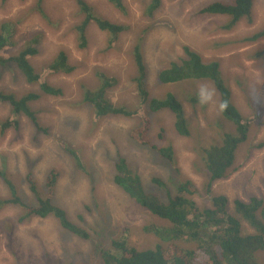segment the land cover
Instances as JSON below:
<instances>
[{
  "label": "rangeland",
  "instance_id": "obj_1",
  "mask_svg": "<svg viewBox=\"0 0 264 264\" xmlns=\"http://www.w3.org/2000/svg\"><path fill=\"white\" fill-rule=\"evenodd\" d=\"M85 1L96 15L129 27L110 50L108 35L95 24L87 28L86 48H78L73 26L79 23L80 13L73 0H45L44 17L33 10L36 0H0V29L4 25L12 27L13 44L1 56H13L26 44L37 43V54L30 58V64L41 82L62 90L60 97L42 96L31 105L47 133L35 130L25 117H12L10 108L0 103V121L15 119L19 123L17 131L0 133V171L6 172L21 201L28 205L35 204V196L27 177L31 176L44 196L47 174L58 172L54 204L65 210L75 224H85L90 236L88 240L64 237L51 218L33 217L18 224L20 210L5 207L0 210V264H49L48 259L94 264L93 260L90 262L91 257L95 258L94 247H107L111 239L122 234L138 250L152 248L157 240L143 227L155 220L113 183L117 156L124 158L148 192L156 193L162 201H166L168 192L174 194L176 185L183 180L198 187L193 198L199 206L208 205L213 196L225 197L229 209L235 200L264 198V39L253 44L242 41L264 28V0H253L252 23L244 19L231 30L225 28L227 18L199 12L210 3L230 4L232 0H160V7L151 18L144 14L143 1L122 0L125 14L108 0ZM141 34L145 39L148 92L154 97L166 92L174 94L190 123L189 138L175 133L171 113H151L138 99L130 79L135 71L132 46ZM185 47L200 54L204 63L219 62L224 81L232 91L233 104L250 124L249 138L237 154L234 169L213 182L209 193L204 192L205 174L197 164L193 147L218 143L226 131L218 95L211 83H196L193 94L197 93L198 99L192 103L184 99L187 87L182 85L181 94L177 85L165 86L158 80L164 63L180 62L185 57ZM60 51L74 68L69 75H52L46 70ZM258 53H262L259 58L255 56ZM98 71L117 79L109 91L112 101L136 110L140 120L151 119L149 146H139L129 138L130 130L139 123L137 117L108 116L94 128L92 109L77 105L82 100L81 84L94 85ZM0 91L17 95L39 92L38 86H28L12 67L0 68ZM161 147H171L173 161L162 157L157 150ZM67 149L79 153L88 175L74 169ZM152 178H158L164 187L155 186ZM7 195L0 180V196ZM8 226L13 232L11 239ZM254 261L264 264V249L256 253Z\"/></svg>",
  "mask_w": 264,
  "mask_h": 264
},
{
  "label": "trees",
  "instance_id": "obj_2",
  "mask_svg": "<svg viewBox=\"0 0 264 264\" xmlns=\"http://www.w3.org/2000/svg\"><path fill=\"white\" fill-rule=\"evenodd\" d=\"M5 3L7 0H1ZM45 0H36L33 8L37 14L44 17ZM80 13V21L73 26L79 49L87 46V28L95 24L96 28L108 35L107 49L128 30V26L109 21L96 15V11L85 0H73ZM143 1L144 14L151 18L160 7V0H135ZM120 13L125 14L126 9L122 0H108ZM253 0H232L230 4L214 2L200 10L201 15L225 17L228 19L226 29L231 30L239 22L246 19L252 23ZM46 17V16H45ZM11 28L6 25L0 29V68H15L22 75L24 82L30 86H38L39 92L17 95L13 92L0 91V103L10 108L12 117H25L31 126L38 132L47 133L39 125L38 118L31 105L42 96L60 97L62 90L41 82L40 75L30 64V58L37 54L35 42L26 44L13 56L2 57L1 52L13 46L10 43ZM144 34V33H143ZM141 34L132 46L134 63V78H131L138 92L137 96L143 107L146 105L151 113L167 111L174 117L175 133L181 138L191 136L190 123L186 118L182 103L172 92L164 96H151L148 92L146 80L147 72L144 63V35ZM264 39V28L242 41L248 44ZM184 58L180 62L164 63L158 74V80L165 86L177 85L179 92H184V99L197 102L195 91L196 83H211L219 98L220 114L226 121V131L218 143L197 144L193 152L197 156V164L201 172H205L204 192H210L213 182L225 178L234 169L237 154L249 138L250 124L244 121L239 109L233 104L232 91L224 81L218 61L204 63L200 54L184 48ZM257 58L262 53L255 55ZM46 70L52 75H69L74 68L69 64L63 51L47 64ZM95 84H81L82 100L77 105L89 106L92 109V126L105 117H137L136 110L129 109L127 105L118 104L109 97V91L117 82L116 77L98 71L95 73ZM195 97V98H193ZM224 105V107H221ZM138 125L130 130L129 138L135 144L143 147L150 145L151 119L138 118ZM19 123L15 119L0 121V133L8 130L17 131ZM160 139H162L160 137ZM163 158L174 160L171 147L157 149ZM72 158L74 169L78 172L85 170L84 163L79 153L70 149L66 151ZM86 171V172H85ZM113 183L122 190L138 207L148 212L155 222L143 227V231L151 234L157 242L150 249L138 250L130 245L127 237L117 235L104 247L96 245L93 253L94 264H255L254 256L264 249V198H250L247 202L235 200L229 209L225 197H210L208 205L199 206L194 200L198 187L190 180H183L175 187V193H167L166 201H162L156 193H149L143 186L139 175L130 168L126 160L117 156L114 163ZM30 191L35 196V204H24L17 194L16 188L9 180L6 172L0 171V180L8 190L7 197L0 196V210L5 207L19 209L17 223H24L31 218L53 219L58 224L64 237L73 236L79 240L90 238L86 225L82 226L72 222L68 214L61 207L54 204L56 184L59 173L52 170L47 174L45 181L46 194L41 196L35 187L31 176L27 177ZM151 183L161 186L158 178H152ZM47 184V185H46ZM52 192V193H51ZM81 223L83 220L78 217ZM157 220V222H156ZM243 225V226H242ZM243 227V228H242ZM10 239L13 236L11 226L7 227ZM49 264H89L82 262L61 263L56 260H47ZM101 262V263H100Z\"/></svg>",
  "mask_w": 264,
  "mask_h": 264
},
{
  "label": "bare ground",
  "instance_id": "obj_3",
  "mask_svg": "<svg viewBox=\"0 0 264 264\" xmlns=\"http://www.w3.org/2000/svg\"><path fill=\"white\" fill-rule=\"evenodd\" d=\"M65 108H66V107H65ZM211 143H212V142H211ZM166 148H167V147H166ZM194 172H195V171H194ZM204 174H205V172H204ZM46 185H47V184H46ZM51 193H52V192H51ZM62 237H63V236H62ZM62 237H61V238H62ZM54 239H55V238H54ZM64 245H65V244H64ZM100 263H101V262H100Z\"/></svg>",
  "mask_w": 264,
  "mask_h": 264
},
{
  "label": "clouds",
  "instance_id": "obj_4",
  "mask_svg": "<svg viewBox=\"0 0 264 264\" xmlns=\"http://www.w3.org/2000/svg\"><path fill=\"white\" fill-rule=\"evenodd\" d=\"M221 107H224V105H221Z\"/></svg>",
  "mask_w": 264,
  "mask_h": 264
}]
</instances>
